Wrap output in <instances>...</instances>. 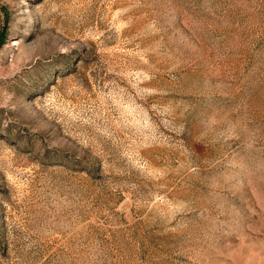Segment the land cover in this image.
<instances>
[{
  "label": "rangeland",
  "instance_id": "1",
  "mask_svg": "<svg viewBox=\"0 0 264 264\" xmlns=\"http://www.w3.org/2000/svg\"><path fill=\"white\" fill-rule=\"evenodd\" d=\"M0 264H264V0H0Z\"/></svg>",
  "mask_w": 264,
  "mask_h": 264
}]
</instances>
